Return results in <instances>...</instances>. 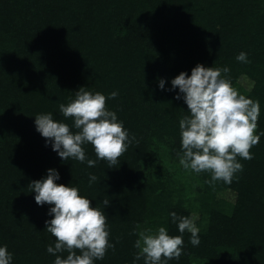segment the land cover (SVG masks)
<instances>
[{
    "label": "trees",
    "instance_id": "trees-1",
    "mask_svg": "<svg viewBox=\"0 0 264 264\" xmlns=\"http://www.w3.org/2000/svg\"><path fill=\"white\" fill-rule=\"evenodd\" d=\"M242 51L250 63L236 60ZM197 64L230 69L233 87L259 101L264 132V0H0V246L12 264H54L52 205H37L28 187L48 169L108 217L115 251L94 264H144L134 261L135 225L181 235L172 212L194 218L201 243L185 231L168 264H264V136L252 160L237 158L244 169L231 184L211 186L209 173L179 164V120L189 113L169 89ZM80 87L118 93L106 106L135 141L113 168L91 144L83 147L95 167L64 161L36 130L38 114L71 126L59 105Z\"/></svg>",
    "mask_w": 264,
    "mask_h": 264
},
{
    "label": "clouds",
    "instance_id": "clouds-1",
    "mask_svg": "<svg viewBox=\"0 0 264 264\" xmlns=\"http://www.w3.org/2000/svg\"><path fill=\"white\" fill-rule=\"evenodd\" d=\"M236 60L250 63L247 53L240 52ZM228 67H205L197 64L189 76L181 72L171 80L172 88L179 89L175 99H183L188 115L179 120L181 152L179 164L184 170L196 174L207 172L211 179L205 181L211 186L222 181L231 184L244 166L237 159L252 160V147L260 142L264 132L256 134L260 103L233 87L227 74ZM164 89L165 80H159ZM182 94V95H181ZM117 92L105 96L80 87L67 105L61 103L59 111L71 118L73 124L53 119L52 113L35 116L36 130L51 144L52 150L64 160H76L95 167L97 160H106L110 168L119 163L135 136L119 121L117 114L107 108V100L115 99ZM75 129L74 132L72 129ZM138 143V141H137ZM91 144L97 160L89 159L84 145ZM60 179L55 169H48L47 176L29 184L35 192L37 205H52L46 220L45 230L56 238L54 246L48 245L47 252L54 255V264H94L103 260L107 251H115V244L109 242L108 217L98 207H92L91 200L83 197L77 187L57 184ZM97 176L89 174V186L97 181ZM108 206V198L102 201ZM172 222L177 224L181 235L170 236L165 227L153 231L150 227L135 225L132 235L138 238L133 247L134 261L141 258L144 264H168L169 260H179L183 253V233H191L190 243L195 247L201 243L199 228L194 218L170 213ZM67 253L66 257L62 254ZM79 253V254H78ZM13 254L7 246H0V264H12Z\"/></svg>",
    "mask_w": 264,
    "mask_h": 264
}]
</instances>
